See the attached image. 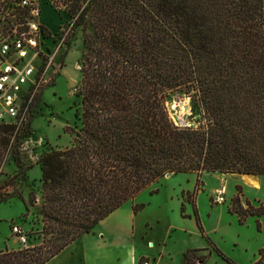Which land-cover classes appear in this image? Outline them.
<instances>
[{"label": "trees", "instance_id": "trees-1", "mask_svg": "<svg viewBox=\"0 0 264 264\" xmlns=\"http://www.w3.org/2000/svg\"><path fill=\"white\" fill-rule=\"evenodd\" d=\"M69 1L76 25L91 20L76 122L65 128L67 145L48 144L39 158L40 228L27 245L0 251V264L46 263L144 190L158 193L152 185L166 174H264V0ZM181 97L190 101L188 125L168 113ZM12 135L11 125H0V176ZM2 188L0 203L12 197ZM236 189L228 209L241 224L264 215L263 203L244 205ZM199 250L185 251L182 264H205Z\"/></svg>", "mask_w": 264, "mask_h": 264}, {"label": "rangeland", "instance_id": "rangeland-1", "mask_svg": "<svg viewBox=\"0 0 264 264\" xmlns=\"http://www.w3.org/2000/svg\"><path fill=\"white\" fill-rule=\"evenodd\" d=\"M59 1V4L64 5L63 0ZM57 14L60 15V19ZM43 18L49 25L47 30L55 39L60 22L68 21L69 18L72 20L73 16L59 7L54 6L53 9L48 6L43 11ZM90 21V17L87 15L83 25L75 24L72 27L66 44L57 58V72L54 78L42 89L33 104L28 131L12 140L11 147L2 165L0 186L4 188L1 191L10 193L12 197L0 203V218H3L0 224L9 231H11L13 225H17L24 231L26 238L31 240L32 233L41 226L39 209L42 205V194L39 181L41 176L39 158L46 150L48 144L62 147L70 141V135L65 131V128L68 125L74 126L76 122L75 110L80 102V97L77 95V87L81 74L80 58L83 51V36L84 33L91 32ZM190 108L188 97L176 98L167 105L170 117L180 125L192 122L189 119ZM15 156H19L21 159L20 169L17 167ZM18 172H20L19 175ZM207 175V177L203 178V174H200L197 180L194 172L171 173L152 185L153 188L158 187L160 189L159 193L150 195L147 189L130 200L133 203L136 201L137 203L138 201L147 202L146 207L136 217V227L142 229L145 221L153 222L156 219H160L161 224L155 226L153 232L163 236L165 226H176L174 235L168 241V247L171 249L175 259L179 258L184 247L198 246L205 242L199 233L192 231L190 222L180 218L181 205L175 195L181 198L184 201V205H186L185 202L188 201L196 202V194L206 190L207 195L211 193L210 199L212 203L220 204L215 200V191L223 183L227 189L225 200L221 204L230 206L231 200L237 194L236 188L231 192L230 187L227 185V183H232V178H228L226 183L225 179L219 181L213 173ZM211 183L219 184L212 190L210 189ZM241 195H243L242 188L240 197L245 204V200ZM23 199L27 203L28 210H26ZM198 205L204 227L217 240V244L224 251L223 248L227 249L226 239H219L213 228L217 219L224 220L228 217V214L222 210H216L209 214L206 196L203 193L198 197ZM243 233L248 243L256 247L260 243L261 235L264 236V229H258V226L256 229V226L251 222V225L246 224L243 227ZM3 238L4 236L1 234L0 241H3ZM15 239L17 240L16 237ZM17 242L19 243L17 249L28 244V241L24 245L18 240ZM33 242L35 243L37 240H33ZM232 253L236 257L239 256L244 259V255L237 252V250ZM216 254L212 253L209 257V251L197 252V255H205V264H229ZM145 258L151 260L150 257L144 256L139 258L138 261ZM217 259L219 260L217 261Z\"/></svg>", "mask_w": 264, "mask_h": 264}, {"label": "crops", "instance_id": "crops-1", "mask_svg": "<svg viewBox=\"0 0 264 264\" xmlns=\"http://www.w3.org/2000/svg\"><path fill=\"white\" fill-rule=\"evenodd\" d=\"M212 173L219 181L225 179L226 183L228 178H232V183H227L231 192L236 186H239L242 188L243 195L241 196L244 200H249L256 206L257 204L259 205V203H263L264 205V174L203 172V178L207 177V174ZM218 184L211 183L210 189L214 190ZM201 193L206 196L209 214L216 210H222L228 214V217L224 220L217 219L216 225L213 228L219 239H226L227 249L223 248V252L237 264H255L260 259L259 249L264 245V236L261 235L260 243L258 246L253 247L248 243L243 233V227L246 224L251 225V222H253L257 229V221H259L261 229H264V215L250 216L246 223L241 224L238 220V215L231 213L228 209V205L212 203L210 199L211 193L207 195L206 190L196 194V202L193 203L188 201L185 202L186 205H184V201L181 198L175 195L180 205L182 206L183 204L184 206L185 212L181 210L180 206V218L190 222L192 231L197 234L199 233L201 238L205 240L202 245L184 247L179 258L175 259L171 249L168 247L169 238L174 235L176 226H165V233L163 236L157 235V233L154 234L153 232L155 226L161 224L160 219H156L153 222L149 220L145 221L142 229L136 227V217L139 215L140 211L146 207L147 202L138 201V203L143 202L146 203V205L138 212H134L133 207L137 201L134 203L127 201L101 220L95 227L94 232L83 234L72 241L44 264H137L138 259L144 256L150 257L153 264H182L183 254L188 249L209 251L210 257L212 253L216 254V252L206 242L205 236L209 237L217 247L220 245L217 244V240L211 236L210 232L204 227L198 205V197ZM194 209L198 212V218L204 233L199 229L194 215ZM2 219L3 218H0V222ZM1 234L4 238L3 241H0V251L5 249L16 250L19 243L15 239L16 236L12 231H9L0 224V235ZM150 243H152V247H149ZM228 247L230 248L228 249ZM235 250L243 254L244 259H241L239 256L236 257L235 254L232 253L235 252ZM218 260L219 259H217V261ZM259 264H264V258L260 259Z\"/></svg>", "mask_w": 264, "mask_h": 264}, {"label": "built area", "instance_id": "built-area-1", "mask_svg": "<svg viewBox=\"0 0 264 264\" xmlns=\"http://www.w3.org/2000/svg\"><path fill=\"white\" fill-rule=\"evenodd\" d=\"M63 2L64 5L59 0H0V125L13 127L12 140L30 124L33 104L54 78L57 58L76 24L77 16L71 14L72 20L58 25L55 39L46 34L49 25L43 11L55 6L70 13V1ZM225 194L222 183L215 191V200L222 203ZM11 231L20 243L26 244L20 227L13 225ZM137 264L153 262L145 258Z\"/></svg>", "mask_w": 264, "mask_h": 264}, {"label": "bare ground", "instance_id": "bare-ground-1", "mask_svg": "<svg viewBox=\"0 0 264 264\" xmlns=\"http://www.w3.org/2000/svg\"><path fill=\"white\" fill-rule=\"evenodd\" d=\"M152 246H153L152 243H150V244H149V247H152Z\"/></svg>", "mask_w": 264, "mask_h": 264}, {"label": "water", "instance_id": "water-1", "mask_svg": "<svg viewBox=\"0 0 264 264\" xmlns=\"http://www.w3.org/2000/svg\"><path fill=\"white\" fill-rule=\"evenodd\" d=\"M184 125H188L187 123L186 124H184ZM169 174H166V176H168Z\"/></svg>", "mask_w": 264, "mask_h": 264}]
</instances>
